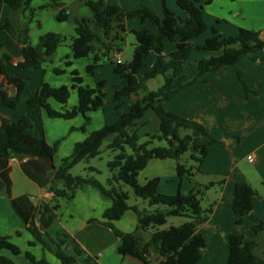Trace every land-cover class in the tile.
Listing matches in <instances>:
<instances>
[{"label":"trees","instance_id":"obj_1","mask_svg":"<svg viewBox=\"0 0 264 264\" xmlns=\"http://www.w3.org/2000/svg\"><path fill=\"white\" fill-rule=\"evenodd\" d=\"M48 4L39 8L51 7L56 11L58 21H67L72 15L67 12L64 3L60 0H49ZM213 0H175L176 5L184 12L180 17L170 10L165 0H161L163 17L155 15L147 6H138L125 9L118 4H107L105 0H85L90 7L92 18L74 17V36L71 38L72 58L88 57L96 49V43L104 49L102 55L95 54L93 61L86 66L87 73L91 74L99 65L101 57L113 49L111 39L121 32H125L122 21L127 18L137 17L141 21L149 20L156 27V31L140 28L131 30L135 36L132 58L129 62H121L113 68L125 80V84L114 91L112 102H118L133 95L141 94L128 109L119 115L112 123L90 132L82 141L76 142L72 152L65 157L61 165L52 172L51 182L61 181L63 187L53 191L56 197L71 198L77 188L91 186L111 201V205L103 212L105 225L120 239L122 250L130 257L137 259L142 264H198L201 259V250L205 247V239L199 232V227L208 219L212 207L203 209L201 206L204 191L213 186L195 185L188 193L177 191L175 194H164L158 191L159 178L148 179L144 184L138 182V174L151 159H172L176 161V172L181 177L192 179L198 166L204 159L212 145H221L223 142L215 139L203 124L169 112L164 108V103L169 101L187 85L202 81V76L208 72L218 74L236 72V63L243 57L264 49V37L252 29L240 27L232 36H222L216 29L212 35L200 45L192 43L194 37L202 34L207 25L203 18L204 7ZM31 0H0L9 6L11 14L16 16L24 8H28ZM31 14L34 9L29 8ZM0 21V29L7 31L13 39L21 45L23 61L18 63L23 68H38L44 72L43 64L52 61L56 49L65 40V37L47 32L39 37L37 45L29 41L30 19L18 25L14 17ZM164 39L175 44L174 51L164 54ZM119 50V46H116ZM114 48V49H115ZM194 50L210 52L194 62L192 75L184 73L185 62ZM154 55L155 61L147 72H142L145 58ZM8 55L2 50L0 44V72L7 82L16 88L14 95H9L5 90H0L2 103L6 107L15 108L21 101L26 81L19 77H11L5 69ZM72 64L71 60L65 61V66ZM56 74L64 73L61 67L54 68ZM163 76V83L156 90H147V82L157 76ZM77 92V105L67 108L70 89ZM103 82H98L95 87L83 84V79L77 69L71 70V85L51 86L43 81L37 91L26 99L25 114L14 121L1 117L0 123V159L10 156L42 157L52 159L56 144L49 145L45 139L43 115L49 118L72 119L82 114L85 125L89 122L88 113L103 108L105 100ZM61 105L55 109L51 101ZM148 110H152L159 118V134L150 136L146 141L140 142L137 134V124ZM30 121H34L37 135L32 136L27 132ZM163 140L166 145H153V139ZM108 140L107 148L114 152L111 160L107 162L110 172L105 184L90 176H73L70 169L90 157L99 154L104 141ZM185 153L194 163L187 166L181 162ZM89 171H95L89 167ZM222 183V182H221ZM129 186L135 197L147 202L148 207L140 209L138 206L128 204L129 194L124 190ZM254 189L245 181L235 183L233 188L232 211L236 215V223L241 224L246 215L252 219L251 229L255 239L246 240L243 235L230 234L227 239L228 259L227 264H261L262 257L259 248L264 250V239L258 238L264 234L261 219L253 214ZM133 210L137 216V232H123L117 229L113 222L119 220L127 210ZM169 217H182L179 225H169ZM35 239L44 247L48 244L42 239L41 234L33 225L29 227ZM137 233H147L148 239L144 240ZM65 242L60 239L56 243L54 254L62 264H74L76 255L83 253L80 246H74V254L63 250ZM35 242H29L34 245ZM6 250L13 255L20 253V248L12 243L9 237H0V251ZM156 254V260L151 259V254ZM26 258L36 264H47L43 259L36 260L29 251L25 252ZM0 264H15L9 257L0 254ZM82 264H98L95 257L87 256Z\"/></svg>","mask_w":264,"mask_h":264},{"label":"crops","instance_id":"obj_2","mask_svg":"<svg viewBox=\"0 0 264 264\" xmlns=\"http://www.w3.org/2000/svg\"><path fill=\"white\" fill-rule=\"evenodd\" d=\"M60 1L64 3L67 12L72 13L75 9L79 17L91 19L93 16L92 12L85 7V0ZM105 1L107 4H115L112 0ZM165 1L170 10L180 17L185 16L175 0ZM235 1L213 0L206 5L203 18L207 29L194 37L191 40L192 43L202 44L212 35V29H216L222 36H232L238 32L240 27L256 30L263 38L264 0H250L244 6ZM49 2V0L30 2L28 7V9H34L33 19L29 23V41L32 45H37L39 37L47 32H55L65 37L56 49L52 61L43 64L44 72L38 68L19 67L18 63L23 61L21 45L7 31L0 29L1 48L8 55L5 62L7 74L26 81L21 101L15 108L3 105L0 94V123L1 117L11 121L21 118L26 112V99L37 91L43 81L53 87L64 84L70 86L73 69L78 70L84 85L95 87L98 82H103L105 103L103 108L88 113L89 122L85 130H80L78 133H72V131L79 130L78 126L84 124L85 118L82 114L72 119L49 118L43 115L47 143L54 145L58 142L52 159L15 156L13 163L9 158L0 159V237H9L10 241L20 248V253L17 255L6 250L0 251V254L9 257L15 264H36L30 262L25 256V252L29 251L36 260L40 259L36 251L32 252L28 248L29 242H35L32 246L37 244L42 246L29 230V227L33 225L48 244L51 252L56 247V240L61 238L65 240L64 250L70 254H74L75 245L80 246L83 253L76 255V264H81L87 256L95 257L98 264H123L124 261L127 262V259H130V256L123 252L120 239L105 225L106 221L103 218V212L111 205V201L91 186L77 188L71 198L56 197L53 187L61 189L63 183L61 181L52 183L51 177L52 172L67 157L66 154H71L76 142L82 141L90 132L104 124L114 122L128 109L130 103L141 96V94L133 95L130 98L112 102L114 91L125 84L124 78L113 70L116 65L113 55L121 51V45L125 42L128 29L147 28L156 31L157 27L151 21H141L137 17L133 18L138 19V22H130L129 18L124 19L122 24L126 31H120L115 37L112 32L110 40L114 46L113 49L101 57L99 65L89 74L86 66L93 61L95 54L102 55L104 49L96 43L95 51L88 57L73 59L70 45L71 38L75 34L74 26L66 30L62 25L52 22V16H55L56 11L49 6L39 8ZM118 5L125 9H133L127 0H119ZM144 6L149 7L158 17H163L162 7L158 2L154 1L152 6ZM25 9L13 16L9 6L0 3V21L3 22L6 18L13 16L16 23L22 25L27 21ZM234 12H236L235 17H232ZM238 15L244 18H239ZM116 46H119V50L115 48ZM174 49L175 44L164 39V54ZM207 55L210 53L190 54L188 61L193 63ZM106 58L109 61H106ZM66 60L72 61L68 67L64 65ZM154 61L155 56L148 55L144 60L142 72L149 71ZM106 62L110 64V67L106 66ZM56 67L63 68L64 73L56 74L54 72ZM193 69L194 66L188 69L185 64L184 73L190 76ZM236 70L240 79L236 72L205 73L202 81L199 80L185 86L164 103L167 111L203 124L215 139L223 142L221 145H212L209 148L193 179L180 178L176 172V161L172 159H151L138 174L140 184L158 177V191L164 194H175L177 191L188 193L195 185L205 186L201 178H198L203 175H213L218 178L220 186L217 190L216 201L211 206L212 212L199 227V232L205 239V247L201 250V259L198 264H227V239L230 234L243 235L246 240L256 238L251 229L250 215H246L241 224L236 223V215L232 211L235 183L245 181L254 189L253 214L262 220L264 226V49L241 58L236 63ZM0 90H5L9 95L16 93V88L7 82L1 72ZM51 103L55 109L61 108V105L55 101L52 100ZM76 105L77 92L71 88L66 107L72 108ZM27 132L32 136L37 135L34 121H30ZM137 134L139 140L143 142L150 136L159 134V118L152 110H148L138 122ZM162 143L166 145L163 140L153 139L155 146H163ZM106 149H108L107 145ZM109 151L113 157L114 152L110 149ZM101 153L100 148L98 155L80 162L87 164L86 169L89 167L95 169L90 172L87 170L89 173L82 176L96 178L94 174L97 169L92 165V160L99 157ZM248 156L252 157L251 162L248 161ZM245 160L251 164V170L244 171L239 168V164ZM74 166L70 169L71 174ZM127 192L130 198V193ZM127 202L129 204V201ZM146 204V201L140 202L139 198L135 197L134 203L129 205H136L142 209L146 207ZM113 224L123 232H137V216L131 209L125 211L122 217ZM137 234L144 240L148 239L147 233ZM263 239L264 234L258 238V241ZM261 252L264 251L261 249ZM42 258L47 264H62L57 257L46 252L43 253ZM151 259L156 260V254L152 253ZM134 260L136 262L128 261V263L142 264L137 259Z\"/></svg>","mask_w":264,"mask_h":264},{"label":"rangeland","instance_id":"obj_3","mask_svg":"<svg viewBox=\"0 0 264 264\" xmlns=\"http://www.w3.org/2000/svg\"><path fill=\"white\" fill-rule=\"evenodd\" d=\"M39 2L40 0H31V2ZM154 1L158 2L159 6L162 7L161 5V0H127V3L132 7V8H135L138 7V6H144V5H150L152 6ZM234 1V0H233ZM113 3L115 4H119V0H112ZM235 2H239V4H241L242 6H244L245 4H247V2H250V0H236ZM86 8H88V10L91 11L90 7L89 6H85ZM130 9V8H129ZM27 11V20L28 18L30 19V22L32 21L33 19V13L31 14V10L30 9H25ZM73 12L71 13L72 17L67 20V21H58L56 19L55 16H52V22H55L57 23L58 25H62L66 30H69L70 26H74L75 27V22L73 20L74 17H79V15L76 13V10L73 9L72 10ZM182 11V10H181ZM39 12V10H38ZM92 12V11H91ZM183 12V11H182ZM184 13V12H183ZM235 13L234 12L231 16L232 17H235ZM51 17V16H50ZM239 17V15L237 16ZM48 18V17H46ZM239 18H244L243 16L242 17H239ZM51 19V18H50ZM130 22H138V19L136 18H129L128 19ZM29 22V23H30ZM40 30V29H39ZM210 30V29H209ZM211 31V30H210ZM197 39V38H196ZM66 43V42H65ZM134 43H135V36L134 34L131 32V28L127 30L126 32V35H125V42L121 45V51H119L120 53V59L123 63L125 62H129L132 58V53H133V49H134ZM195 53H210V52H204V51H200V50H194L192 51L190 54H195ZM212 54V53H210ZM152 55V54H151ZM106 61H109L108 58H106ZM108 62H106L107 64ZM115 63V62H114ZM186 64V67L189 69L190 66H194V62L193 63H190L188 61V58L185 62ZM106 66L110 67V64H107ZM163 83V76L159 75L157 76L156 78L154 79H151L147 82V90L150 91V90H156L161 84ZM84 123H85V120H84ZM88 124V123H87ZM86 124V125H87ZM85 125V127H86ZM82 126V125H81ZM81 126H78V128ZM79 128V130H73L72 133H78L81 129ZM140 142H143V140H141ZM108 143V140L104 141L102 147H101V150H102V153L99 157H96L94 158V160H92V165L96 167L97 169V172L94 174V176L99 179L103 184L106 183L108 177L110 176V172L108 170V167H107V162L109 160L112 159V156H111V151H109V149H106V145ZM164 144V143H162ZM58 146V142L56 144ZM165 145V144H164ZM70 154V153H69ZM69 154H66L67 156ZM181 162H185L187 164V166H190V165H193L194 163L189 159V153H185L182 158H181ZM87 166L86 163H79L77 165L74 166V168L71 170L72 174L73 175H86L88 174L90 171L88 169H86L85 167ZM239 168L241 170H244V171H248V170H251V164H249L246 160L241 162L239 164ZM86 169V170H85ZM89 172H88V171ZM194 175L192 176V179H193ZM187 178V177H186ZM199 179L201 178V181H203L204 185H208L210 182H213L215 183L214 187H211L209 189H207L206 191H204V194L202 196V200H201V206L203 208H209L213 205V203L216 201V198H217V195H218V192L217 190L218 187L220 186L219 185V182H218V178H216L215 176L213 175H203L201 177H198ZM197 178V179H198ZM204 178V179H203ZM190 179V180H192ZM195 179V178H194ZM89 186V185H88ZM86 187V186H85ZM124 190L126 191H129L130 193V198H129V204H132L134 203V194H133V191L132 189L129 187V186H124ZM143 199L139 198V201L142 202ZM146 207H148V204H146ZM183 221H186L185 218H182V217H169L167 219V223L165 225L162 226V228H166L168 227L169 225H179L180 223H182ZM61 239H64V238H61ZM60 242V239H57L55 243H58ZM65 243V242H64ZM63 243V244H64ZM26 244V243H25ZM30 245V244H29ZM28 246V248L34 252L36 251L39 255H40V259L38 260H41L43 259L42 256H43V253L46 252L47 254H50V255H53L54 257H56V255L54 254V251L56 250V247L54 249H52L53 252L50 251V249L48 250V248L46 247H43V245L41 246L40 244H37L36 246ZM56 246V245H55ZM45 248V249H44ZM61 248H63V245L61 246ZM261 249L262 251L263 248H259L258 252L259 254L261 255L262 257V260H263V264H264V252H261ZM64 250V248H63ZM21 255H24L23 253H21ZM20 255V256H21ZM130 259H127L129 262H136L134 259H132V257H129ZM59 259V258H58ZM133 260V261H132ZM84 261V260H83ZM128 261H124L123 264H131V263H128ZM77 263V262H76ZM74 263V264H76ZM82 264V263H81Z\"/></svg>","mask_w":264,"mask_h":264},{"label":"built area","instance_id":"obj_4","mask_svg":"<svg viewBox=\"0 0 264 264\" xmlns=\"http://www.w3.org/2000/svg\"><path fill=\"white\" fill-rule=\"evenodd\" d=\"M113 58L115 59V63L116 64H120L122 62L121 59H120V53L119 52H115L114 55H113ZM247 159H248L249 162H251L253 160L251 156H248ZM9 160H10V162L13 163L15 161V156H10Z\"/></svg>","mask_w":264,"mask_h":264},{"label":"water","instance_id":"obj_5","mask_svg":"<svg viewBox=\"0 0 264 264\" xmlns=\"http://www.w3.org/2000/svg\"><path fill=\"white\" fill-rule=\"evenodd\" d=\"M0 186H1V184H0Z\"/></svg>","mask_w":264,"mask_h":264}]
</instances>
